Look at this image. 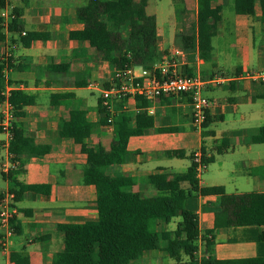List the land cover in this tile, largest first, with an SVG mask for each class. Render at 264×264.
Listing matches in <instances>:
<instances>
[{
    "label": "crops",
    "instance_id": "crops-1",
    "mask_svg": "<svg viewBox=\"0 0 264 264\" xmlns=\"http://www.w3.org/2000/svg\"><path fill=\"white\" fill-rule=\"evenodd\" d=\"M87 2L3 0L0 7V12L4 8L20 11L24 33L45 36L24 47L19 42L22 34L9 33L2 26L0 58H10L14 67L3 72L4 89L19 90L33 98L31 105L22 108V116L11 123L21 131L23 138L33 139L48 150L41 155L19 156L24 171L17 179L20 185L35 189L24 191L16 204V232L5 250L0 247V264H53L55 256L63 252L65 238L71 235L62 227L98 218L95 188L82 182L86 156L81 152V145L58 134L71 108L86 111L89 122L101 119L100 89L108 86L112 76L107 62L87 42L69 37L70 32L83 29L76 21V12ZM148 6L149 2L146 13L154 15L156 20V64H166L168 60L170 70L189 73L204 81L217 75L234 79L247 71H264V26L257 1L251 16L236 14L234 0L211 1L212 8L220 9V21L214 27L210 59H200L190 45V38L196 32V0H181L182 10L174 21L160 20L155 12L148 11ZM227 6L233 7V15L225 21L223 10ZM225 33L231 38L223 45L222 34ZM121 48L128 51L123 41ZM56 65L67 68L64 72H55L51 67ZM92 83L97 88H92ZM62 94H71V97L52 105L51 96ZM204 96L210 106L206 113L207 127L201 131L191 125V109L186 98L146 99L153 128L142 135L128 137L124 162L107 166V175L131 179L132 191L139 197L168 195L158 192L147 181L148 176L184 173L191 166L192 154L200 151L212 159L210 164H218V170L206 183L200 178L197 189L221 186L226 194H264V143L251 142L264 127V83L234 79L221 85H209ZM7 111V103L0 101V121ZM138 111L135 100L129 101L125 113L131 118L132 127ZM162 128L172 130L157 131ZM9 141L8 133L0 128V198L9 191L4 176L13 166ZM113 141L112 128L102 125L99 135L84 143L109 152ZM182 187L186 189L187 185ZM185 208L196 215L199 237L206 231L211 232L214 259L264 258V241L259 239L264 227L221 228L216 196L194 193L185 202ZM179 221L173 218L168 223L160 222L157 230L172 232ZM198 249V256L206 258L200 239ZM131 264H188V258L170 257L160 250H151Z\"/></svg>",
    "mask_w": 264,
    "mask_h": 264
},
{
    "label": "trees",
    "instance_id": "trees-1",
    "mask_svg": "<svg viewBox=\"0 0 264 264\" xmlns=\"http://www.w3.org/2000/svg\"><path fill=\"white\" fill-rule=\"evenodd\" d=\"M150 0H88L84 8L76 12V21L83 25L80 31L70 32L71 40L87 42L96 54L107 62L111 72L125 66L144 67L150 69L158 62L157 31L154 15L146 13ZM212 0H196V32L190 38L192 50H196L200 59H210L214 27L220 21V9L211 7ZM256 1L264 26V0H234V11L238 15L251 16ZM3 0H0L2 7ZM8 27L9 33L21 34L23 23L18 10ZM127 31L126 36L124 33ZM40 33H25L20 37L22 46L28 47L35 40H43ZM2 20L0 19V40H2ZM125 42L128 51L121 48ZM14 68L10 58H0V101L4 100L1 93L3 72ZM66 65L52 66L55 72H64ZM185 75L191 76L189 73ZM84 85V84H83ZM82 86V84H77ZM71 94L52 95L51 104L66 102ZM166 100V98H162ZM188 101V100H187ZM7 102L13 117L22 116V108L31 105L33 98L19 90H10ZM139 109L135 116V126L125 112H118L113 119V144L109 152L98 147H88L85 140L98 136L100 127L107 126L105 116L98 103L101 119L92 123L86 119V111L74 107L62 120L59 137L71 139L81 145V152L86 156L82 182L92 185L96 191L98 218L82 224L62 227L70 233L64 240V249L54 258L53 264H131L143 253L160 250L170 257L186 256L188 264H197L195 253L198 241L201 240L206 258L199 264H264V258H248L239 260H216L212 256L213 239L210 231L199 237L196 215L185 208V202L198 193L201 196H216L219 200L220 227H264V194L244 193L226 194L221 186L197 189L195 166L184 173H161L150 175L147 181L158 192L169 193L161 196L139 197L133 193L134 182L126 177L107 175L106 167L122 164L125 160L126 140L130 136H138L153 128V118L148 115L149 102L143 97L135 98ZM119 106V105H118ZM119 110V107L117 108ZM207 127V118L203 129ZM171 128L157 129L158 132H170ZM10 141L8 152L12 156L13 167L4 178L8 181L9 192L14 193L16 202L26 190L35 187L20 185L18 176L23 173L24 164L19 156L22 154L41 155L48 150L37 145L33 139L23 138L22 133L13 123L9 127ZM205 135V133H204ZM252 143H264V127L258 135L251 139ZM203 163L207 166L212 162L201 152ZM183 185H187L183 189ZM173 218L180 221L172 232L158 231V223H168ZM16 232V227H14ZM259 239L264 241V234Z\"/></svg>",
    "mask_w": 264,
    "mask_h": 264
},
{
    "label": "built area",
    "instance_id": "built-area-1",
    "mask_svg": "<svg viewBox=\"0 0 264 264\" xmlns=\"http://www.w3.org/2000/svg\"><path fill=\"white\" fill-rule=\"evenodd\" d=\"M2 26L8 27L9 23L15 19V14L9 8H4L0 12ZM25 35L24 32L21 33ZM176 54V53H175ZM166 64H154L150 69L144 67L125 66L122 69L112 72L108 86L100 89V109L107 121V126L111 124L118 112L128 110V102L134 101L136 97H143L147 100H160L168 97H184L188 100L191 113L190 122L195 130L201 131L206 120V113L210 106V101L204 96V91L209 85H221L232 80L253 81L264 83V71H247L234 79L224 75H217L209 81H204L196 76H188L170 70L168 60ZM92 88H97L95 83L90 84ZM10 90L4 89L1 93L3 102L8 105V111L4 113L0 121V128L9 134L11 121L14 119L11 107L7 102ZM119 105V106H118ZM119 107V110L117 108ZM203 156L200 151H196L191 156V161L195 166V178L199 180L202 172L206 169L203 163ZM13 167V166H12ZM8 172V170H7ZM14 193L6 192L0 198V247L7 248L10 238L15 234L14 221L18 215ZM199 249L195 253V261L200 263L198 256Z\"/></svg>",
    "mask_w": 264,
    "mask_h": 264
},
{
    "label": "rangeland",
    "instance_id": "rangeland-1",
    "mask_svg": "<svg viewBox=\"0 0 264 264\" xmlns=\"http://www.w3.org/2000/svg\"><path fill=\"white\" fill-rule=\"evenodd\" d=\"M232 6H227L223 10L224 20L226 21L233 15ZM181 0H151L149 1L148 11L155 12L158 18L161 20L179 18V13H181ZM230 35L227 33L222 34L223 45L228 42ZM221 43V42H220ZM218 164L212 163L206 166V169L201 174V181L206 183L208 178H212L217 174ZM182 170V169H181Z\"/></svg>",
    "mask_w": 264,
    "mask_h": 264
}]
</instances>
